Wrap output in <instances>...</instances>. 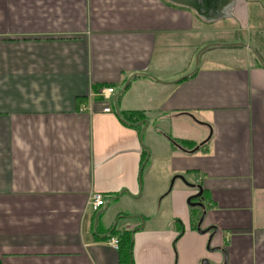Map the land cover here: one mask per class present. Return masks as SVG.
<instances>
[{"label":"crops","instance_id":"crops-1","mask_svg":"<svg viewBox=\"0 0 264 264\" xmlns=\"http://www.w3.org/2000/svg\"><path fill=\"white\" fill-rule=\"evenodd\" d=\"M252 6L264 33V0H0V264H119L123 233L131 264H264V59L192 40Z\"/></svg>","mask_w":264,"mask_h":264},{"label":"rangeland","instance_id":"rangeland-1","mask_svg":"<svg viewBox=\"0 0 264 264\" xmlns=\"http://www.w3.org/2000/svg\"><path fill=\"white\" fill-rule=\"evenodd\" d=\"M254 7L252 6L250 9V24L247 30L244 32H238V31H229V30H214L213 28L217 29L220 25H215L212 27V30H202L198 32L197 34L192 35V40L195 41V43L202 42V43H213L218 44V41L221 40H231L232 43L237 42H246L248 46L251 48V52L255 54V51H257L260 56L264 59V33L257 34L254 29H252L253 21L256 19L257 15L253 12ZM222 24V23H221ZM249 35V37H248ZM205 47V46H204ZM203 48V47H202ZM201 48V49H202ZM251 54V53H250ZM203 55H210L213 57L217 56H237L243 59L244 57V51L237 48H231L227 47V49H219V48H213L208 49L203 52ZM193 62L196 67L198 64V52L195 53L193 57Z\"/></svg>","mask_w":264,"mask_h":264},{"label":"water","instance_id":"water-1","mask_svg":"<svg viewBox=\"0 0 264 264\" xmlns=\"http://www.w3.org/2000/svg\"><path fill=\"white\" fill-rule=\"evenodd\" d=\"M177 4L188 6L199 14V17L207 22L217 21L219 19L231 17V9L235 3V0H171ZM242 42L227 43L222 45H242ZM220 45V44H213ZM264 66V65H263ZM140 124V122H138ZM201 191L199 190L197 196L200 197ZM200 208H204L201 202L196 203ZM204 216V212L201 215L200 222ZM201 264H208L207 261H202Z\"/></svg>","mask_w":264,"mask_h":264},{"label":"trees","instance_id":"trees-1","mask_svg":"<svg viewBox=\"0 0 264 264\" xmlns=\"http://www.w3.org/2000/svg\"><path fill=\"white\" fill-rule=\"evenodd\" d=\"M219 45H213L209 44L206 47H204L203 50L218 47ZM223 46V45H221ZM228 47H235V45H228ZM120 120L128 126H132L133 123L139 122L141 120V117L137 116L134 118L132 114H127V115H121ZM178 142H175L176 145H186L189 143L186 140H182L179 142L180 144H177ZM107 237V236H106ZM109 239V238H108ZM118 252H119V264H131V257H130V236L127 233H123L119 236L118 238Z\"/></svg>","mask_w":264,"mask_h":264},{"label":"built area","instance_id":"built-area-1","mask_svg":"<svg viewBox=\"0 0 264 264\" xmlns=\"http://www.w3.org/2000/svg\"><path fill=\"white\" fill-rule=\"evenodd\" d=\"M112 92H113V88L109 86H104V87L99 88V90L96 93H97V96H99L102 100L105 101V103H107V100L110 98V95L112 94ZM102 111L108 112L109 111L108 105L104 106L102 108ZM106 203H107V200L102 196V194H100L99 192H94L89 197L88 205L91 208V210L97 211L101 207H103ZM108 243L112 247L117 249L118 239L116 237H110L108 239Z\"/></svg>","mask_w":264,"mask_h":264}]
</instances>
